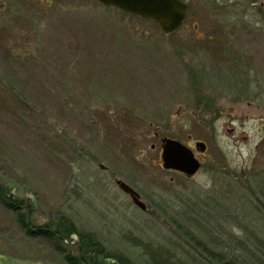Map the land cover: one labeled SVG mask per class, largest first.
<instances>
[{
	"label": "rangeland",
	"instance_id": "374dc122",
	"mask_svg": "<svg viewBox=\"0 0 264 264\" xmlns=\"http://www.w3.org/2000/svg\"><path fill=\"white\" fill-rule=\"evenodd\" d=\"M182 1L165 33L93 0H0V180L133 264L197 239L264 251V0ZM165 136L192 176L162 168ZM0 260L69 264L1 205Z\"/></svg>",
	"mask_w": 264,
	"mask_h": 264
},
{
	"label": "trees",
	"instance_id": "16d2710c",
	"mask_svg": "<svg viewBox=\"0 0 264 264\" xmlns=\"http://www.w3.org/2000/svg\"><path fill=\"white\" fill-rule=\"evenodd\" d=\"M0 205L13 212L15 221L25 234L46 238L53 248L69 264H133L123 252L110 251L92 232L78 227L65 214L49 217L41 223L33 220V206L25 196H19L13 188L0 180ZM73 235L76 239L73 240ZM201 244L200 256L190 258L176 257L168 252L151 253L148 264H264V251H252L245 244L234 247V241L219 248V243L209 246ZM232 241V242H231ZM75 245L76 253L72 254L70 245ZM198 250V248H196ZM201 250V251H200ZM6 264L10 261L0 260Z\"/></svg>",
	"mask_w": 264,
	"mask_h": 264
},
{
	"label": "water",
	"instance_id": "95a60500",
	"mask_svg": "<svg viewBox=\"0 0 264 264\" xmlns=\"http://www.w3.org/2000/svg\"><path fill=\"white\" fill-rule=\"evenodd\" d=\"M106 6L154 21L165 33L178 28L187 13V4L182 0H93ZM162 168L174 170L192 176L200 167V161L194 151L185 143L171 137H162L160 141ZM196 149L204 150L203 142L196 143ZM118 187L129 195L131 201L141 210L146 206L139 194L128 184L116 180ZM0 264H6L0 262Z\"/></svg>",
	"mask_w": 264,
	"mask_h": 264
},
{
	"label": "flooded vegetation",
	"instance_id": "af4514ba",
	"mask_svg": "<svg viewBox=\"0 0 264 264\" xmlns=\"http://www.w3.org/2000/svg\"><path fill=\"white\" fill-rule=\"evenodd\" d=\"M196 143L194 144V147H195Z\"/></svg>",
	"mask_w": 264,
	"mask_h": 264
}]
</instances>
